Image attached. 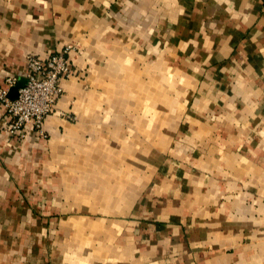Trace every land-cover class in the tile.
<instances>
[{
    "label": "crops",
    "instance_id": "1",
    "mask_svg": "<svg viewBox=\"0 0 264 264\" xmlns=\"http://www.w3.org/2000/svg\"><path fill=\"white\" fill-rule=\"evenodd\" d=\"M149 1L155 2L154 13L149 19L150 23H154V40H162L164 36L169 39V55L178 53L177 46L186 51L189 49V54L197 46V56L203 55L204 62L207 61L210 65L218 62L220 70L242 71L252 81L249 90L255 86L254 82L256 87L264 88V80L261 81L260 76L253 73L262 72L261 75L264 76V0ZM147 4L148 0H0V85H5L7 76L18 79L25 77L26 54L46 57L59 51L70 40L82 42L80 54L75 56L76 74L62 80L64 93L54 112L46 118V137L40 136L31 128H28L23 137L11 135L5 130V112L0 104V200L17 197L21 203L27 193L21 190L20 184L50 182L52 161L73 158L77 182L75 191H70L74 193V208L77 210L73 215L81 216L80 223L75 225V230L79 232L77 245L83 247L84 243H88V231H94V234L101 230L106 232L107 238H102V234L100 237L90 238L92 247L105 246L107 250L101 252V256L114 258L117 253L124 260L131 256L130 246H138L130 237L127 226L135 222L128 215L138 216L131 213H140L139 210L145 206L157 203L156 214L178 218L182 211L176 209L175 200H182V207L184 204L189 209L194 207L190 202L194 196V183L182 179L180 164L176 161L164 162L154 155H149L148 158L146 151L150 146L149 149L137 144L132 146L123 127L109 124V121L124 119L125 107L128 108L131 101L126 89L132 84L131 78L126 80L122 77L131 60L128 46L123 43L127 36L124 33L127 30L125 24L131 21L140 23L137 33L141 43H144L147 37ZM118 7L122 8L116 12ZM183 13L185 14L182 15ZM180 23L200 25L190 28ZM164 25H170V28L165 29V35ZM149 51L150 49L147 52ZM155 54L158 55L156 52ZM162 55L159 54L154 59L156 71L179 69L178 59L174 58V63L165 65ZM165 59L168 60V57L165 56ZM175 63L177 66H173ZM192 67L188 66L187 69H199ZM246 71L251 74H246ZM109 87L117 89L108 90ZM174 101L175 99L170 98L172 105ZM141 102L140 98L133 99L139 113L136 126L140 133L145 129L156 128L154 143L156 146H163V136H166L168 143L171 129L177 121L176 110L172 107V111L159 114L150 107L148 111L141 112ZM104 104L105 112L102 111ZM143 104L146 109V100ZM234 108L237 111L229 108L226 114L244 119L247 116L238 112L242 111L250 113L252 120L258 118V111L252 105L242 104L241 108ZM63 111L73 114L74 118L63 115ZM106 125L108 135L104 136L101 132ZM199 125L201 127L203 124L199 122ZM161 126L165 131L157 130ZM207 126L205 125L206 128ZM225 126L232 137L229 130L231 126ZM249 147L254 157V152L259 149H255L257 146ZM116 154L123 157L114 163L111 156ZM253 157L250 162V184L258 203L259 193L264 192V186L260 189L258 185L264 184V172L259 169V156L256 159ZM220 159L221 157L219 164ZM67 162L70 164V160ZM151 169L157 172L158 181L147 185L151 183L146 172ZM66 173L62 172L64 179ZM15 184L19 185L15 187ZM148 190L160 195V201H154L156 196L145 195L141 204L133 206L142 192ZM222 193L225 195L224 201L213 214L212 222H198L202 227L200 237L203 242L210 249L216 248L211 249L210 254L202 257L199 263L264 264V202H259V207L254 204L242 206V193ZM227 198L233 201L227 202ZM4 207H0V231L9 222L14 221L26 228V221L35 220L33 215L36 214L27 205ZM180 220L188 225L187 234H190V228L194 227L191 218L184 216ZM208 225L212 227L208 229ZM47 227L43 223L41 229L46 230ZM58 227L60 230L70 229L65 222L58 223ZM109 232L122 233V240L108 237ZM189 234L188 239L194 240V236ZM193 235H196L195 228ZM61 241L63 240H59L60 245ZM141 262L136 259L124 263ZM51 263L98 264L99 260L88 262L79 250L76 252L69 249L58 250L51 260L45 254L44 240L22 237L5 241L0 236V264ZM112 263L111 260L106 262Z\"/></svg>",
    "mask_w": 264,
    "mask_h": 264
},
{
    "label": "rangeland",
    "instance_id": "2",
    "mask_svg": "<svg viewBox=\"0 0 264 264\" xmlns=\"http://www.w3.org/2000/svg\"><path fill=\"white\" fill-rule=\"evenodd\" d=\"M113 1L118 2L119 0ZM121 8L118 7L115 11L117 12ZM154 10L155 2L148 0L147 37L144 43H141L137 33V27L140 26V23L131 21V23L125 24L128 31L124 30L127 36L123 39V43L128 46L131 60L129 68L123 72L122 77L124 76L126 80L131 78V86L126 88L128 95L131 96V101L128 108L125 107L124 119L114 120V122L109 121V124L114 126L117 124L123 127L132 146L137 144L138 146H147L148 149V146H150V149L146 151L148 158L149 155L151 157L154 155L164 162L176 161L180 164L182 179L194 183V196L190 199L194 207L189 209L186 204L182 207L184 202L175 200L176 209L182 211L178 218L156 214L157 203L145 206V208L139 210L140 213L132 212L131 214L138 216L128 215L127 217L133 219L135 223L132 222L127 227H129L131 239L141 247L137 248L138 246L132 244L130 246L131 256L130 258L125 257V260L117 253L114 258L101 256V252L107 250V248L102 245L92 247L90 238H96L98 235L100 237L102 234L101 237L106 239V232L100 230L99 232L95 231L93 234L94 231H88V243H84L83 247L77 245L76 238H78L79 232L75 230V225L80 223L81 219L79 217L81 216L73 215L77 210L74 208V193L70 192L71 190L74 192L75 185H77L75 181L76 167L73 158H67L70 160V164L67 162L69 160L61 161L62 159H59L58 161H52L50 182L36 181L20 185L15 184V187L19 185L21 190L27 193L24 196L25 199H21V203L19 198L17 200V197L0 200V207L2 208H5L4 206L27 205L36 214L33 215L35 220L26 221V228L14 223V221L7 223L6 226L4 225V229H1L2 232L0 231L3 240H17L22 237L32 240H44L45 254L51 260L54 259L58 250L69 249L76 252L79 250L88 262L99 260L98 264H106L109 260L113 262L112 264H119V262L124 263L128 260L133 262L136 259L141 260V264H155V260L157 264H201L199 263L201 258L208 256L212 251L211 249L216 248L210 249V246L203 242L200 237L203 233L202 227L199 226L198 222L201 223L203 220L209 223L212 222L213 214L217 212L220 204L224 201L223 196L225 195L222 191L242 193V206L254 204L259 207L258 203L264 202V192H260L257 198L258 203H256V194L250 184V173H252L250 162L253 156L249 147L257 146L255 149H259V151L254 152L255 156L253 158L256 159L259 156V169L264 172V97H262L264 96V88L256 87L254 82L255 86L253 85V89L249 90L252 81L246 78L242 71L220 70L218 62L211 65L207 61L204 62L203 55L197 56L199 50L197 46H195V50L192 49L194 51L190 54L187 52L189 49L186 51L181 46H177L178 53L169 55V52H171L169 39L164 36L162 40H154V29H152L154 23L149 22ZM180 25H185V23H180ZM199 25L190 23L185 26L195 28ZM168 27L170 28V25H164V35L167 34L165 29ZM204 27L206 31V25ZM81 46L82 42L75 39L66 42L62 48L68 47L71 49L75 59L76 54H80ZM149 49L150 51L147 52ZM143 50H145L144 53ZM155 52L158 55L163 54L165 65L174 63V58L178 59L179 69L156 71L154 69L156 64L154 59L156 60L159 56H156ZM30 54L34 53L26 54V60ZM165 56L168 57V60L165 59ZM173 66H177L176 63ZM188 66L198 67L199 69H192V67V70H190L187 69ZM253 73L260 76L261 81L264 80V76L261 75L262 72L255 71ZM246 74L251 73L246 71ZM107 89L117 88L109 87ZM137 98L142 99L141 112L148 111L151 107L159 114H165L172 111V107L175 108L177 121L171 129L168 143L164 135L163 146L155 145L154 130L156 128L145 129L144 132L142 131L143 133L139 132L136 126V122H138L136 118L139 116L138 108L133 104V99L137 100ZM143 98L146 100V109ZM170 98L175 99L173 105L170 103ZM242 104L254 106L255 110L258 111V118L252 120L250 113L242 111L238 112L247 116L244 119L226 114L229 108L236 110L234 107L241 108ZM102 111H106V104H104ZM71 115L74 118L73 114ZM73 120L75 121V119ZM199 122L203 124L201 127ZM106 124H108V121H106ZM226 124L231 126L229 130L233 134L232 137L226 131ZM205 125H208L207 128ZM107 128V125L103 127L102 135H108ZM157 130L165 131V128L161 126L157 127ZM227 139L229 140L227 141ZM122 157L121 154H116L111 156V159L115 163ZM219 157H221L220 164L218 163ZM62 172H67L65 179ZM156 173L154 169L146 172L147 177H149L148 181L151 183L147 185L156 184L158 181ZM115 182H118L117 177ZM258 185L260 189L261 186H264L262 183H258ZM3 189L7 190V188ZM145 195L156 196L154 201H160L161 199V196L155 191L148 190L142 192V196L134 201L133 206L141 204ZM226 201L233 200L227 198ZM232 206H234V203ZM189 212H191V215ZM184 216L191 218L193 221L194 227L190 228V234L194 236V240L188 239V225L180 220ZM259 216L262 220L261 214ZM61 222L69 225L70 229L60 230L58 223ZM31 223H35V225ZM43 223L48 225L46 230L41 229ZM211 227L210 225L207 226L208 229ZM194 228L196 235H193ZM84 233L83 231V235ZM108 237L119 240L123 238V234L109 232ZM60 239L63 240L61 245L59 243Z\"/></svg>",
    "mask_w": 264,
    "mask_h": 264
},
{
    "label": "built area",
    "instance_id": "3",
    "mask_svg": "<svg viewBox=\"0 0 264 264\" xmlns=\"http://www.w3.org/2000/svg\"><path fill=\"white\" fill-rule=\"evenodd\" d=\"M76 74L72 50L61 48L46 57L34 54L27 56L26 82L18 88V95L12 99L9 90L18 78L7 76L5 85H0V104L4 108L5 130L11 135L23 137L28 128L46 137V118L55 110L64 88L62 80ZM71 118L66 111L61 112Z\"/></svg>",
    "mask_w": 264,
    "mask_h": 264
},
{
    "label": "water",
    "instance_id": "4",
    "mask_svg": "<svg viewBox=\"0 0 264 264\" xmlns=\"http://www.w3.org/2000/svg\"><path fill=\"white\" fill-rule=\"evenodd\" d=\"M25 82H26L25 77H22L21 79H19L18 82L10 88L8 96L12 99L16 98L18 95V88L23 86Z\"/></svg>",
    "mask_w": 264,
    "mask_h": 264
}]
</instances>
